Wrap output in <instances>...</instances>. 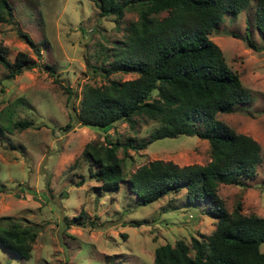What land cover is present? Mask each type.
Here are the masks:
<instances>
[{
    "label": "rangeland",
    "instance_id": "374dc122",
    "mask_svg": "<svg viewBox=\"0 0 264 264\" xmlns=\"http://www.w3.org/2000/svg\"><path fill=\"white\" fill-rule=\"evenodd\" d=\"M8 1L12 20L0 22V44L9 61L22 50L37 64L11 77L0 65V128L16 119L29 122L0 134V216L4 217L0 223H36L38 231L29 258L19 259L0 248V264H153L156 245L207 235L214 218L204 213L203 204L189 206L183 189L149 203H142L126 180L113 191L101 190L89 174L94 167L79 156L85 142L104 141L106 134L108 139L131 140L135 145L116 150L124 179L151 159L178 165L209 159L206 140L195 135L147 142L155 125L151 120H117L103 132L80 125L72 116L83 85L136 75L119 71L105 75L97 67L102 59L104 64L110 59L104 53L121 44L125 25L136 12L126 10L116 21L112 15H99L93 0ZM253 7L250 0L235 15L224 14L208 34L250 93L245 106L215 116L251 136L261 158L243 185L219 183L216 193L228 211L239 204L244 214L264 215V36L252 25ZM18 32L27 34L37 50ZM244 32L256 49L246 45ZM43 63L50 65L51 74ZM66 123L70 126L63 128ZM139 142L147 143L139 147ZM74 216L82 217L84 225L69 223ZM259 249L264 251V243Z\"/></svg>",
    "mask_w": 264,
    "mask_h": 264
},
{
    "label": "trees",
    "instance_id": "16d2710c",
    "mask_svg": "<svg viewBox=\"0 0 264 264\" xmlns=\"http://www.w3.org/2000/svg\"><path fill=\"white\" fill-rule=\"evenodd\" d=\"M93 1L99 15H112L116 21L126 10L136 12V18L125 25L121 44L104 53L110 59L105 64L102 59L97 66L105 75L117 71L136 75L83 85L77 109L71 108L75 121L106 132L114 121L132 123L139 117L155 123L147 142L177 134L195 135L206 140L209 154L201 164L178 165L171 160L151 159L124 179L122 159L116 150L135 145L131 140L108 139L105 134L104 141L85 142L79 153L94 167L89 174L99 181L97 187L113 191L126 180L129 190L142 203L183 189L189 206L205 205L204 213L214 218L213 229L203 237L191 236L189 242L180 238L173 244L156 245L153 264H264V251L259 249V244L264 243V215L244 214L239 204L228 211L216 193L219 183L243 185V178L254 174L261 159L259 145L251 136L233 130L215 116L245 106L250 93L225 63L221 49L208 37L224 14L235 15L248 7L250 0ZM253 1L252 25L264 36V0ZM11 17L10 2L0 0V22H10ZM18 34L37 50L27 34ZM231 35L238 36L235 32ZM244 41L256 49L247 32ZM36 64L22 50L9 61L5 46L0 44V65L5 76ZM43 66L52 73L48 63ZM4 124L0 134L23 128L29 122L16 119ZM69 126L66 123L63 128ZM81 182L80 178L75 183ZM72 218L69 223H85L82 217ZM37 231L36 223H0V248L8 255L27 259Z\"/></svg>",
    "mask_w": 264,
    "mask_h": 264
},
{
    "label": "crops",
    "instance_id": "0c3cea01",
    "mask_svg": "<svg viewBox=\"0 0 264 264\" xmlns=\"http://www.w3.org/2000/svg\"><path fill=\"white\" fill-rule=\"evenodd\" d=\"M224 184V183H223Z\"/></svg>",
    "mask_w": 264,
    "mask_h": 264
}]
</instances>
